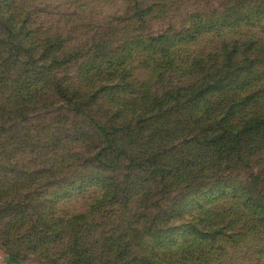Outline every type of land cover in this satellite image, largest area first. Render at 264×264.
Listing matches in <instances>:
<instances>
[{
  "label": "rangeland",
  "instance_id": "obj_1",
  "mask_svg": "<svg viewBox=\"0 0 264 264\" xmlns=\"http://www.w3.org/2000/svg\"><path fill=\"white\" fill-rule=\"evenodd\" d=\"M251 3L242 6L241 0H0V17L17 36L22 34L21 23L33 31L30 36L24 31L23 37L30 40L31 54L39 55L36 60H43L40 54L48 38V45L53 40H62L61 53L94 49L112 52L110 59L126 57L128 82L134 87L130 99L136 113L132 114L131 106L123 108L121 116L129 120L132 128L140 126L141 121H137L140 114L146 119L151 117L152 114L145 113L154 109L155 99L169 93L190 94L188 106L180 104L178 114L172 113L176 106L155 110V118L141 124L148 138L139 148L130 149L139 156L150 148L165 144L166 149H171L176 144L178 151L174 152L183 154L182 163L190 164L187 173L196 179L191 190H181V178L176 173L170 174L175 165L170 162L165 184L158 188L152 184L148 191L152 193L148 209L141 202L121 201L116 188L132 171H127L128 164H124V170L111 171L101 181L94 179L98 172L91 162L92 155L105 147L94 122L68 112L64 109L67 106L57 102L47 89L40 102H27L23 112L30 103L29 109L39 110L27 111L25 120L24 115L10 106L7 101L13 87L10 79L15 80L18 71L10 68L15 59L8 52L5 30L0 29L3 116L0 132L3 128L7 131L0 134V207L5 202L17 204L18 198L23 205L31 199L41 203L40 211L35 210V205L24 212L9 209L0 212V264H72L79 259L69 251L74 250L76 241L79 251H85L82 256L89 251L97 259L91 264H104L103 255L110 251L115 253L112 264H160L161 259L163 264H264V133L256 130L255 124L249 126L236 148V156L205 150L193 139L195 133L202 136L209 127H204V120L200 125L194 123L192 102L198 97L191 91L199 84L208 86L218 71H222L218 80L223 79L224 67L230 64V59H250L241 66L240 79L244 81L234 83L229 95L243 101L237 106L244 112L237 109L232 112L235 118H228L229 109L220 106L225 105L228 96H222L221 89L225 86L219 85L214 94L206 96L215 97L213 104L208 102L205 106V116L216 129L235 126L250 118V112L264 116V0ZM244 17H250L251 22H241ZM187 35L192 37L189 42L177 43L170 52L174 63L171 54L165 56L169 62L162 59L161 67L152 61L162 57L168 48L158 46L157 39L168 36L179 40ZM152 38H155L153 47L160 48L159 55L147 50ZM233 41L253 43L255 49L242 47L239 52L229 51L228 56L227 46ZM139 43L146 52L134 56ZM25 55L21 62L30 61ZM210 56L212 63L208 65ZM199 58L205 62L192 67L194 59ZM78 63L64 67L56 77L81 85L83 71ZM235 79L233 76L231 81ZM98 80L100 86L102 80ZM85 90L89 103L95 91L88 87ZM144 90L147 102L139 106L136 93ZM111 101L109 97L93 102L89 108L91 117L110 128L123 127L126 122L110 112ZM162 126L165 127L161 136L152 137V130ZM184 169L186 172V166ZM147 176L143 171L132 174L137 183ZM88 179L93 180L88 183ZM54 182L58 184L53 185ZM82 182L86 185L84 190L73 191L84 185ZM70 185L75 188L70 190ZM146 186H137L134 191L137 193ZM66 190L70 193L64 194ZM109 197L114 199L112 204ZM140 213L145 215L141 224L128 223ZM73 218L80 220L81 233L72 234ZM148 229L152 238L142 239L139 233ZM114 235L116 241L121 239L120 251L115 243L109 242ZM7 240L17 250V261L8 257Z\"/></svg>",
  "mask_w": 264,
  "mask_h": 264
},
{
  "label": "trees",
  "instance_id": "obj_2",
  "mask_svg": "<svg viewBox=\"0 0 264 264\" xmlns=\"http://www.w3.org/2000/svg\"><path fill=\"white\" fill-rule=\"evenodd\" d=\"M252 0H241L242 6L246 4H252ZM262 9L264 10V6H262ZM144 13H147L144 11ZM140 10L137 7L136 9V15L139 16ZM250 17H244L241 18L240 21L244 23L251 22ZM240 22V23H241ZM21 30L22 34L20 36H17V34L9 28L4 21L0 17V29H4L7 35V43L8 45V52L10 53L11 57L15 59V62L11 63L10 68H13L12 71L17 70L18 75L15 80L10 79L13 87L12 90H9L11 92V96L8 97V102L11 104L10 106H13L16 108L17 113L24 115V119H26V112H34L38 111L39 109L35 107L34 109H29L32 105L28 106V110H25L23 112V108H26L27 102L36 101L34 103H38L47 89L49 92L53 94V96L57 99V102L59 101L60 104H65L67 107L64 108L68 112L73 113L76 117L83 116L90 119L91 124H95V128H97L98 136L103 140L105 147L102 149H97V151L92 155L93 159L91 162H93L94 169L98 172L96 177H94L95 180L103 179L104 175H107L111 171L115 170H124V168H127V171H132L131 174H127L119 186L116 188L118 190L117 194L122 197V200H128V203L135 202H141V206L144 208H149L148 201H149V189L152 188L151 185L154 184L157 188L165 184V182L168 180V177H166L167 169L170 167V162H173L175 165L172 167L171 173H176L181 178L180 184H182L183 188L181 190H191L193 181L196 180L192 177L191 174L187 173L188 169L187 166L190 164H183L182 161L185 159L182 157V153L178 154V148L175 145L171 146V149H166L165 144L163 146H159L158 148H150L149 151L146 153H143L144 155H136V152L134 150H131L130 147L139 148L143 142H145V139L148 138V135L146 133V129L141 126L142 123H145V121H152V119L155 118L153 115V112L155 110H163L168 106H176L174 110H172V113H177V108L180 104L185 103L186 106H188L189 101L187 98L190 96V94H182L178 93L177 95L174 93L166 94L164 98H157L153 101L152 105H155L154 109H150L149 112L145 113L146 116L149 114H152L149 119L144 118V115L140 114L137 117V121L140 122V126H136L135 128H132L130 126L129 120L125 117L121 116V112H125L124 109H127L128 107L132 106V114L136 113L134 111V106L131 103L132 95L134 94V87L131 83L128 82V75L126 74V68L128 67V62H125V58H115L110 59L109 57L112 55V52L108 51L106 53H102L101 51H94V49H89L87 52H84L82 50H78L77 52L72 53H61L62 48V40L56 39L53 40V42H50L48 45V41H50V38H48L45 41L46 47L42 51L40 55H42L43 60H36V58L39 55L31 54L33 53L32 49L29 48V39L26 37H23V32L25 31L28 33V36L33 34V31H30L28 28H25L24 25L21 23ZM192 37L190 35L186 37H182L179 40L171 39L168 36L160 37V39H157V45L162 47L163 45L167 46L168 48L164 49V53L162 54V57H159L157 59H152L153 62H156L159 66L162 62H169L170 60L166 59L165 56L168 54H171L172 59L171 62L174 63V57L172 53H170L177 43H188L189 40ZM155 38H152L149 40V45L147 50L150 52L157 53L159 55L160 48L153 47L152 42ZM251 44V45H249ZM228 56L230 55L229 51L234 50L235 52H239L242 47L249 50L255 49L253 43H242L240 44L239 41H233L232 43L228 44ZM139 50L137 51V47L134 48V56L139 55L142 56V53L146 52V49L143 50V47L141 43L138 44ZM151 48V50H150ZM29 49V50H28ZM31 51V52H30ZM93 51V52H91ZM129 51H132L129 49ZM44 52V53H43ZM26 53L25 56L29 58L30 61L21 62V57ZM89 58V59H84ZM213 56H210V60L208 62V65L212 63ZM32 59V64L30 65ZM62 60L63 62L59 61ZM247 60H250L249 57H247L244 60H231L230 64L225 66V72H224V78L221 80H218V77L222 74V71H218L216 73V77L213 81L208 83V86L206 83L199 84L197 87H195L191 92L198 97V99L193 103V115L195 113L196 119L194 120V123L197 122L198 125L201 124V120L206 121L204 127H209L208 129L203 130L202 136L194 135L193 139L196 140V142L199 144L200 147H202L205 150L208 151H215L216 153H221L222 155L225 154L226 156H236L235 153L237 151V146L241 143V138L249 126L255 124V129L259 130L260 132L264 133V116H258L257 113L250 112L251 117L248 118L245 121H239L235 126L231 125L229 127L225 128H214V124L210 121L208 117L205 116V106L208 102L212 103V99L215 96H209L206 97L208 94H214L216 92V87L219 85H223L221 89V94L225 98H227L226 103H220V106L224 108L225 110H228V118L232 119L235 118V115H232V112L235 110H239V112H244V109H241V107L237 106L239 102H243L242 100H235L232 97H230V92L232 90V86L234 83L241 84L244 79H240V73L242 72V67L244 66ZM79 62V63H78ZM205 62L204 59H194V63L192 64V67L194 64L196 65H202ZM78 63L80 65V68L83 71V80L81 85H74L71 83H68L66 80L59 79L57 76L58 72H61L64 67H68L70 64ZM21 65V66H20ZM174 65V64H172ZM30 66V69L28 71V68ZM161 67V66H160ZM235 76V81L232 82L231 78ZM98 78H101L102 84L98 86ZM162 78V77H161ZM167 78V77H166ZM32 80H34L32 82ZM249 80V78H248ZM247 82H250L248 81ZM228 84V86H226ZM36 87H35V86ZM207 86V87H206ZM94 90L95 92L92 93L93 96L90 97L89 103L86 102L88 99L85 92L87 89ZM98 87V89H97ZM192 89V87H190ZM33 90L35 93H33ZM97 90V91H96ZM207 90V91H206ZM205 92V93H204ZM41 93V95H40ZM199 93H203L202 95H199ZM30 101H25L24 99L26 97H31ZM136 100L138 101V105L140 106L142 102L146 101L148 95L144 91L141 93H136ZM112 98L111 103L108 104L110 112H113L115 114V118L121 120V118L126 122L122 124L123 127L120 128H110L106 124H98L96 123L92 117L91 114H93L90 111V106L94 102H98L102 98ZM203 97V98H201ZM201 100V101H198ZM106 102V101H104ZM45 106V105H42ZM107 106V107H108ZM0 108L1 104H0ZM102 109H104L102 107ZM101 109V110H102ZM1 111V110H0ZM27 112V114H28ZM15 112L11 113L14 114ZM211 112L209 111V114ZM214 113H216L214 111ZM222 114V113H221ZM17 117V116H16ZM3 116L0 114V119H2ZM258 118V119H257ZM212 120V119H211ZM138 124V123H137ZM93 126V125H92ZM154 126V125H153ZM152 126V127H153ZM151 127V128H152ZM165 126H162L159 129H155V131L152 130V137H160ZM1 133H7L6 129H1ZM159 142L162 143V138H159ZM151 145V144H150ZM160 144H154L152 146H158ZM130 152V153H128ZM179 155V157H178ZM237 155H239L237 153ZM178 157V159H177ZM126 160L128 163H123ZM124 164H128L125 165ZM186 166V172L184 167ZM138 171H143L144 173H148L149 176L146 177L145 181H140L141 183H137L138 180H135L132 177L133 172L137 173ZM185 172V175H184ZM93 179H88V183L92 182ZM18 183V182H16ZM53 185H57V182L52 183ZM84 184V182L80 183ZM142 184V185H139ZM143 190L139 192H135V188L137 186H144ZM84 185H80L79 187H74V185H70V190L73 191H82L85 188ZM69 194L70 192L66 190L64 194ZM110 194V193H109ZM152 194V193H150ZM164 194V193H162ZM111 196V194H110ZM29 199V198H28ZM110 200V204L113 203L114 199L112 197L108 198ZM20 201L17 206L15 203H8L5 202L4 207H0V212L4 209L13 210L14 212H24L28 209V206L30 209H34L35 205H37V209L40 211V205L41 203H34V200H30L29 204H26V202L22 203V200L18 198ZM16 200L14 199V202ZM1 203V202H0ZM37 211V212H38ZM145 215L144 213H140L133 221L129 220V224H141V222L144 220ZM80 220H77L75 218L71 219V225L70 228L72 230V234L74 232L81 233V227L78 226ZM170 224V223H169ZM67 231V229H65ZM143 234V235H142ZM139 233V236L144 239V236L150 237L151 233L148 229L145 233ZM80 238L79 236H76ZM58 237H56L57 239ZM39 242L42 243V239L39 237ZM110 243L114 244L118 247L117 250H122L121 245V239H118L116 241V235H114L112 238H110ZM5 246L7 247V254L8 257L13 259L14 261H17L19 258V255L17 253V250H13L10 247V241L7 240L5 243ZM79 243L76 241L74 250L69 248V251L71 250L72 255L77 256L79 259H76L73 261L72 264H91V261L93 263L97 261L95 257L92 255H89L90 252L86 251V256H82L83 252L85 251H79ZM73 250V251H72ZM115 253L113 251H110L103 255L102 260H106L104 264H112V258ZM121 258V255L119 254V257ZM100 260V261H102ZM160 264H163V259L158 260Z\"/></svg>",
  "mask_w": 264,
  "mask_h": 264
}]
</instances>
